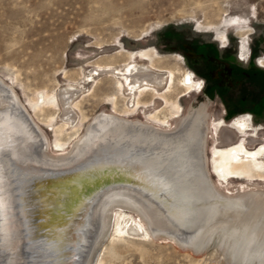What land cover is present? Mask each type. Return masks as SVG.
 I'll return each mask as SVG.
<instances>
[{
	"label": "rangeland",
	"instance_id": "1",
	"mask_svg": "<svg viewBox=\"0 0 264 264\" xmlns=\"http://www.w3.org/2000/svg\"><path fill=\"white\" fill-rule=\"evenodd\" d=\"M144 2L142 11H131L124 0H0V78L25 108L32 141L46 143L42 150L25 147L29 159L24 163L69 169L66 158L103 111L171 130L203 107L211 126L203 148L208 186L227 196L233 194L231 185L244 192L264 191V153L233 160L245 164L246 172H228L220 158L233 147L264 149V0ZM132 62L166 73L168 82L135 95L119 89L111 75L86 77L93 66L122 70ZM252 72L256 77L250 80ZM68 90L67 113L62 100L69 97ZM33 96L39 102L54 96L59 104L38 109ZM223 128L234 131L231 141H220ZM40 151H46L44 160L34 164L32 157L41 159ZM13 178L4 181L15 182ZM13 188L15 184L4 191ZM115 211L133 215L142 233L120 226L117 215L92 264H228L216 234L203 251L194 252L163 232L151 234L137 212Z\"/></svg>",
	"mask_w": 264,
	"mask_h": 264
},
{
	"label": "bare ground",
	"instance_id": "2",
	"mask_svg": "<svg viewBox=\"0 0 264 264\" xmlns=\"http://www.w3.org/2000/svg\"><path fill=\"white\" fill-rule=\"evenodd\" d=\"M146 4L123 3L131 11H142ZM88 73V80L111 75L119 89L135 95L142 88H162L169 80L166 73L137 62L122 70L93 66ZM187 78L192 83L191 74ZM66 93L69 97L62 104L68 113L65 106L72 91ZM51 97L50 102H39L33 96L39 102L36 108L57 106L58 100ZM31 126L13 89L0 78V264H92L101 240L121 215L115 210L125 208L144 218L151 234L163 232L194 252L216 234L228 264H264V191L244 192L231 185L233 194L227 196L208 186L203 148L211 126L203 107L182 117L171 130L100 112L66 158L70 168L59 171L53 165L24 163L29 159L25 147L29 151L38 145L42 150L46 144L32 141ZM220 134L222 142L234 138L233 130L223 128ZM263 151L229 148L220 154L221 165L230 173L246 172L245 164L233 160ZM45 152L40 151L41 156ZM37 155L34 164L44 160ZM13 176L15 182L4 181ZM13 184L14 193L4 191ZM120 220L127 231L142 233L133 215L124 213Z\"/></svg>",
	"mask_w": 264,
	"mask_h": 264
},
{
	"label": "trees",
	"instance_id": "3",
	"mask_svg": "<svg viewBox=\"0 0 264 264\" xmlns=\"http://www.w3.org/2000/svg\"><path fill=\"white\" fill-rule=\"evenodd\" d=\"M251 75H252V76H248V77L250 78V80H253V79H254V76L256 77V74H255L254 72H252ZM258 76H259V77H258ZM260 76H261L260 74H257V77H258V78H260ZM258 78H257V79H258ZM258 80H260V79H258ZM260 81H261V80H260ZM230 111H233V110H230Z\"/></svg>",
	"mask_w": 264,
	"mask_h": 264
},
{
	"label": "flooded vegetation",
	"instance_id": "4",
	"mask_svg": "<svg viewBox=\"0 0 264 264\" xmlns=\"http://www.w3.org/2000/svg\"><path fill=\"white\" fill-rule=\"evenodd\" d=\"M224 47H225V45H224Z\"/></svg>",
	"mask_w": 264,
	"mask_h": 264
}]
</instances>
